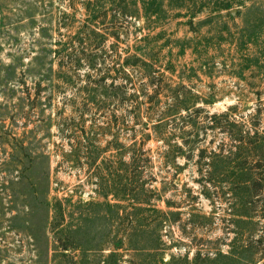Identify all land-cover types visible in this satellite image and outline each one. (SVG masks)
<instances>
[{"label":"rangeland","instance_id":"374dc122","mask_svg":"<svg viewBox=\"0 0 264 264\" xmlns=\"http://www.w3.org/2000/svg\"><path fill=\"white\" fill-rule=\"evenodd\" d=\"M0 264H264V0H0Z\"/></svg>","mask_w":264,"mask_h":264}]
</instances>
